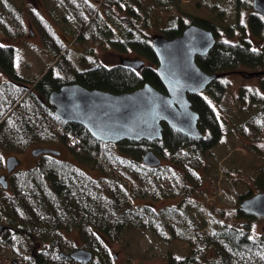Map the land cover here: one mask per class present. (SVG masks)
<instances>
[{"label": "trees", "instance_id": "trees-1", "mask_svg": "<svg viewBox=\"0 0 264 264\" xmlns=\"http://www.w3.org/2000/svg\"><path fill=\"white\" fill-rule=\"evenodd\" d=\"M54 1L78 28L75 38L109 42L122 52L132 50L145 65L138 69L123 64L108 67L94 60L92 67L82 69L77 64L79 55H73L75 42L68 47V41L62 40L53 24L34 10H30L32 21L53 62L49 71L28 82L16 73V48L0 42V73L6 77L0 82V171L3 156L8 153H22L29 148L54 149L57 144L66 147L81 165L42 154L37 165L10 176L7 190L0 186V224L14 230L12 234L7 232L3 244L16 247L19 243L26 249L47 241L57 247L64 245L63 232L78 229L83 247L94 255L90 263L80 264H113L104 241L117 239L127 230L139 229L150 231L162 241L179 240L189 245L188 255L171 258L170 264H264V239L251 237L250 224L245 228L223 225L204 230L182 203L192 193L193 186L201 185L204 176L200 172L206 167V153L218 145L225 133L221 117L210 103L211 99L220 100L226 91L221 79L210 85V99L189 96L192 108L200 116L201 139L186 137L165 126L161 141L103 143L93 139L82 126L61 122L48 103L50 93L72 83L112 93L132 92L149 83L164 92L156 76L158 62L148 30L167 38L183 33L187 26L184 16L162 13L172 9L176 0H103L101 12L88 0ZM230 1L237 19L246 10V23L237 21L234 26L222 28L215 21L191 20L212 31L217 39L208 55L196 58L207 73L264 67V18L253 12L249 1ZM110 18L117 25L114 32ZM247 28L259 42L246 39ZM26 30L23 10L11 0H0V34L16 40ZM259 81L258 87L251 89L241 86L237 95V100L249 98L262 104L261 111L233 126L232 131L244 140L251 135L264 136V77ZM73 137L76 142L71 145ZM148 150L161 157V166L144 165L142 158ZM88 167L100 175L87 174L83 168ZM254 186L257 193L264 192V168L254 180ZM138 199L178 202L155 211L136 206L134 200ZM244 215L249 221L255 219ZM53 257V264H64L65 260L57 254Z\"/></svg>", "mask_w": 264, "mask_h": 264}, {"label": "rangeland", "instance_id": "rangeland-1", "mask_svg": "<svg viewBox=\"0 0 264 264\" xmlns=\"http://www.w3.org/2000/svg\"><path fill=\"white\" fill-rule=\"evenodd\" d=\"M11 1L23 10L27 30L22 37L16 40L1 33L0 42L11 44L16 48V73L30 82L48 71L47 69L53 63L51 57L45 51L41 33L32 21L30 10H34L44 19L47 18L64 42L71 43L76 39L78 28L71 23L70 18H67L65 12L54 0ZM247 1L252 2V0ZM102 2L103 0H97L96 2V7L101 11H103L105 4V2L103 4ZM230 2V0H176V4L172 9L164 10L162 13L165 16H184L187 22L190 23L193 18L210 22L215 21L222 28L234 26L237 21L246 23V10L242 11L241 17L237 19L236 9ZM110 21L111 26L117 29V25H114V19L110 18ZM120 28L118 27V30ZM148 32L152 34L151 37L155 35L152 29ZM245 35L246 39L252 40L254 43L260 41L254 37L249 28H247ZM110 38H114L113 34L110 35ZM74 42L72 45L73 55H79L77 64L82 69L92 67L94 60L111 67L119 62L121 56L130 61L138 60L141 57L132 50L122 52L109 42H90L83 39H76ZM77 68L75 67V71ZM263 69L262 65L259 68L244 67L241 71L256 72ZM5 79L4 74L0 73V82ZM260 79L248 80L240 75H227V77L221 79V82L226 85V91L221 99L216 102L213 99L210 100V103L221 117L225 133L218 145L206 153V167L204 172H200V175L204 176L201 185L198 187L193 186L190 196L182 200L185 209L192 214L194 221L204 230L221 228L223 225L245 228L246 225L250 224L248 231L251 237L264 239V218L255 217L253 221H249L239 211L240 202L242 201L241 196L247 198L257 193L254 180L264 168V155L262 153L264 150V136L251 135L247 140H244L232 131L234 125L246 121L261 111V103L249 101V98L237 100L241 86L248 89L258 87ZM262 95L264 96V92ZM54 149L61 152L60 158L62 160L80 165L75 161V157L66 150V147L57 144ZM33 150L34 148H29L22 153L15 154L22 161V167L19 168V171L37 165L38 158L33 156ZM9 155L10 153L3 156L4 159ZM164 163L166 162L164 161ZM83 169L87 174L100 175L89 167ZM177 202L169 199H162L157 202H152L150 199L134 200L135 205L145 204L147 209L155 211L170 207ZM63 237L66 239L67 248L84 246L83 240L77 233L68 234V232H64ZM108 240L104 241L105 246L110 249L112 254L117 256V258H114V264H170L171 258L182 259L188 255L190 250L189 245L184 241H162L148 230H127L119 238L114 239V242H111L109 238ZM14 262H16V259L11 251L6 247H0V264H14Z\"/></svg>", "mask_w": 264, "mask_h": 264}, {"label": "water", "instance_id": "water-1", "mask_svg": "<svg viewBox=\"0 0 264 264\" xmlns=\"http://www.w3.org/2000/svg\"><path fill=\"white\" fill-rule=\"evenodd\" d=\"M252 7L264 17V0H254ZM216 43L212 31L194 23L175 38L152 36L151 49L158 62L155 72L164 86V92L149 83L125 93L89 89L72 83L50 93L48 103L61 122L80 125L93 139L103 143L161 141L165 126L186 137L201 139L203 133L198 126L200 116L192 108L189 96L202 94L213 82L227 75L237 74L248 80L264 76V70L220 74L202 70L196 58L208 55ZM121 63L134 69L145 65L143 60L124 59ZM32 154L35 157L42 154L58 157L61 153L54 149L36 148ZM142 161L149 168L159 167L162 163L161 157L153 150L146 151ZM19 165L15 156L6 159L8 173ZM0 185L4 190L8 189L9 182L5 175L0 176ZM239 211L264 218V192L242 199ZM4 229L0 224V234ZM69 256L84 263H90L93 259V253L87 249L78 248Z\"/></svg>", "mask_w": 264, "mask_h": 264}, {"label": "flooded vegetation", "instance_id": "flooded-vegetation-1", "mask_svg": "<svg viewBox=\"0 0 264 264\" xmlns=\"http://www.w3.org/2000/svg\"><path fill=\"white\" fill-rule=\"evenodd\" d=\"M96 1L97 0H92V1H89V2L95 5L96 4ZM242 1H244V0H242ZM253 1L254 0H252L251 4L253 3ZM98 12H99V9H98ZM100 12H101V10H100ZM239 17H241V16H239ZM192 22L191 23L190 22H187L186 28L188 26H190V25H193ZM194 25H196V24H194ZM112 28H113L112 31L114 32V27H112ZM42 42H43V39H42ZM123 60H124V58L122 56L119 57V60H118L119 62L117 63V65L118 64H122L121 62ZM209 89H210V86L207 87V89L202 94H199L198 96L199 97H203V96L204 97H207L208 96V99L211 98L210 93H209ZM7 157H10V155L5 157L4 162L7 159ZM36 158H39V157H36ZM18 160L20 162L19 167H17L11 173H8L7 172L6 164H4L2 170L0 171V176L5 175L7 177V180L9 181V179L11 178L10 176H12L16 172H20L19 171V168L22 167L21 166L22 161H21V159H18ZM140 205H142V206H144L146 208L145 204H140ZM146 210H147V208H146ZM1 225H3V224H1ZM3 227H5V229L0 234V244H1L0 247H4V248L6 247V248H8L11 251V253L15 256V259H16V262H14V264H53L52 261H53V258H54L53 256L55 254H57V256L60 257L61 259H64L65 260L64 264H72L71 261L73 263H78V264L84 263V262H79V261L73 260L69 256L71 253H73L74 251L78 250V248L79 249H84V247H78V248L69 247V248H67L65 237H63L64 240H65L64 245H59V246L56 247V246H54L53 243L46 241V244H44V245H39V244L35 243V245H33V246H27V248L25 249V248H22V245H20L19 243H18V245L16 247L14 245H8V244H5V243L3 244V240L6 238V236L9 235V234H7V232H9L10 234H12L13 231H14L13 229L9 228V226L3 225ZM65 232H68V234H70V233H77V235H80L78 229H72V230L69 229V230H67ZM10 236L12 238H14L13 235H10ZM63 236H64V232H63ZM80 237H81V235H80ZM81 239H82V237H81ZM106 241H109V240H106ZM111 242H114V239L113 240L111 239ZM65 246H66V248H65ZM64 250H66L67 252L64 251ZM108 253H109L110 257L112 258L113 264H114V258H117V256L114 255V254H112V252L110 251V249H108Z\"/></svg>", "mask_w": 264, "mask_h": 264}, {"label": "built area", "instance_id": "built-area-1", "mask_svg": "<svg viewBox=\"0 0 264 264\" xmlns=\"http://www.w3.org/2000/svg\"><path fill=\"white\" fill-rule=\"evenodd\" d=\"M74 142H76V139L75 138H72L71 139V144H73Z\"/></svg>", "mask_w": 264, "mask_h": 264}]
</instances>
